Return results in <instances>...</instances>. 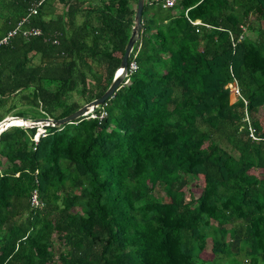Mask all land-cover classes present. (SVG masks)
Returning a JSON list of instances; mask_svg holds the SVG:
<instances>
[{
    "label": "trees",
    "instance_id": "16d2710c",
    "mask_svg": "<svg viewBox=\"0 0 264 264\" xmlns=\"http://www.w3.org/2000/svg\"><path fill=\"white\" fill-rule=\"evenodd\" d=\"M40 1L0 0V38L42 31L0 47V123L101 98L132 36L138 0ZM162 2L113 98L0 135V264L264 262V0Z\"/></svg>",
    "mask_w": 264,
    "mask_h": 264
},
{
    "label": "water",
    "instance_id": "95a60500",
    "mask_svg": "<svg viewBox=\"0 0 264 264\" xmlns=\"http://www.w3.org/2000/svg\"><path fill=\"white\" fill-rule=\"evenodd\" d=\"M146 0H138L137 12L135 16V26L133 28L132 36L129 40V43L126 47L124 57L122 59L121 67L117 71L115 75V79L108 89V91L99 99L94 100L93 102L85 105L77 112L63 118V119H52V118H39V119H28L21 117H7L0 123V135L6 131L7 129L14 126V123L18 120H22L25 122L24 125H20L19 127L24 128H35L41 126H51V127H59L69 123H73L76 120L86 116L91 111L101 107L107 101H109L116 94L118 90H120L125 82L126 75L129 67V60L134 51L136 44L141 40V31L143 26V11L145 8Z\"/></svg>",
    "mask_w": 264,
    "mask_h": 264
},
{
    "label": "built area",
    "instance_id": "2783aa9c",
    "mask_svg": "<svg viewBox=\"0 0 264 264\" xmlns=\"http://www.w3.org/2000/svg\"><path fill=\"white\" fill-rule=\"evenodd\" d=\"M181 0H163L162 2V6L163 8L165 9H172V8H175L178 3L180 2ZM44 3V0H41L38 4L34 5L33 7L30 8V13L32 15H38L39 13V8L40 6ZM29 23V19L28 18H25L23 19L21 22H19L16 26L15 29H13L12 31H10L5 37L3 38H0V47L3 46V45H8L15 37L19 36L20 34H22L25 38H32V37H38V36H41L42 35V31L39 30V29H24V26L25 24H28ZM194 25L196 26H205L207 28H210L211 26L209 25H206V24H203L201 21H196V22H192ZM199 32V30H198ZM243 39V36L241 37L240 40ZM53 41L54 44H58V40L56 38H52L51 39ZM139 66L137 64V62L134 60L133 62L129 63V67H128V72H127V75H126V79L127 81H129V77L135 73L137 70H138ZM236 94L239 95L241 97V93H240V90L237 89L236 90ZM246 102V101H245ZM94 112L91 111L90 113H88L87 115L89 114H92ZM86 115V116H87ZM105 116V114H104ZM92 118H96L95 116H91ZM103 117V116H102ZM40 130V128H39ZM41 132H39L36 137H35V141L38 142L40 137L41 136H45L46 134V130L44 129V126L42 127V129L40 130ZM251 137L253 139H257L256 138V135H255V131L251 128ZM31 206L33 208H42L44 206L42 200L40 199L39 197V194L37 191H35L31 197Z\"/></svg>",
    "mask_w": 264,
    "mask_h": 264
},
{
    "label": "rangeland",
    "instance_id": "374dc122",
    "mask_svg": "<svg viewBox=\"0 0 264 264\" xmlns=\"http://www.w3.org/2000/svg\"><path fill=\"white\" fill-rule=\"evenodd\" d=\"M128 83H129V81L126 80V84H128ZM239 98H240L239 95H236L235 97L234 96L232 97L233 101H236ZM42 127L43 126L40 127V130L42 129ZM40 130H39V132H41ZM155 195L157 197H163V196H165V194L160 189H157L156 190ZM234 250H235V252H237V248H234ZM250 260L252 261V257H250L248 255L247 251H242L233 260H231L230 258H224L223 257L219 262H220V264H251V261ZM259 264H264V262H259Z\"/></svg>",
    "mask_w": 264,
    "mask_h": 264
},
{
    "label": "bare ground",
    "instance_id": "6f19581e",
    "mask_svg": "<svg viewBox=\"0 0 264 264\" xmlns=\"http://www.w3.org/2000/svg\"><path fill=\"white\" fill-rule=\"evenodd\" d=\"M24 124H25L24 121H22V120H18V121H16V122L14 123V126H20V125H24Z\"/></svg>",
    "mask_w": 264,
    "mask_h": 264
}]
</instances>
